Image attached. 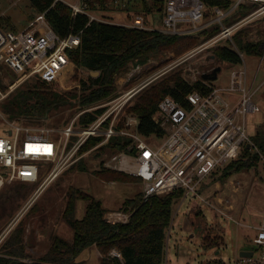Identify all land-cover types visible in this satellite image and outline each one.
Here are the masks:
<instances>
[{
  "label": "built area",
  "instance_id": "1",
  "mask_svg": "<svg viewBox=\"0 0 264 264\" xmlns=\"http://www.w3.org/2000/svg\"><path fill=\"white\" fill-rule=\"evenodd\" d=\"M58 1L67 4L72 15L84 13L89 16V20L97 19L139 29H156L148 25L142 9H139L142 0H105L104 4L101 0H53V3ZM158 1L151 0L154 4ZM161 1L158 8L162 11L161 26L157 30L186 33L212 24H218L220 28L184 52L177 62L165 64L159 71L143 79H140V72L152 59L145 64H134L129 72L117 78L119 90L130 83L119 94H111L106 100L91 103L78 101L74 115L56 130L60 132L58 137H52V130L41 125L45 117L8 118L0 110V119L4 123L0 127V187L16 180L38 182L41 179L38 187L21 204L0 233V242L31 207L41 190L93 148L80 152L81 146L93 135L103 134L98 144L107 141L117 132L131 138L128 148L134 149V152L106 154L104 165L138 176L143 182L144 198L175 189L182 190V199L195 195L208 174L238 157L245 144L253 145L247 116L261 110L253 99L259 86L254 89L248 86L245 64L232 69L224 85L206 82L210 87L207 92L198 88L190 90L185 94V105L171 95H165L152 114V118L164 129L163 136L153 135L162 139L159 144L150 141V135L138 132V117L128 112L127 108L139 90L174 65L193 58L198 52L223 40L232 41L231 35L236 29L264 13V0H232L228 8L220 3L210 4L207 0ZM246 4L252 5L247 14L226 22L235 10ZM109 9L127 12L131 14L130 19L116 21L97 14ZM80 40V32H70L64 36L56 33L43 12L38 13L21 29L0 24V77L7 88L3 90L0 87V101L21 82L34 76L48 81H60L65 89L70 86L79 88L80 79L94 73V70L77 67L70 58L69 51L79 46ZM213 57L214 53L211 55ZM202 59L204 57L200 62L204 61ZM198 67L199 64H194L186 69L195 73L199 71ZM75 70L78 71L79 82L68 83L67 79ZM205 73L208 72L203 71L201 76ZM188 75L184 71L182 77L190 83L198 79L189 78ZM97 108L102 110L90 123L84 126L78 123L82 113ZM119 123L120 129H117ZM260 213L252 237L255 248L248 249L252 250V255L240 256L236 264H264V197ZM129 215L130 211L122 209L107 211L104 216L110 222H126ZM108 256L120 258L121 254L111 248Z\"/></svg>",
  "mask_w": 264,
  "mask_h": 264
},
{
  "label": "trees",
  "instance_id": "2",
  "mask_svg": "<svg viewBox=\"0 0 264 264\" xmlns=\"http://www.w3.org/2000/svg\"><path fill=\"white\" fill-rule=\"evenodd\" d=\"M104 1L101 0L103 4ZM207 1L210 4L220 3L226 8L232 2V0ZM161 2V0L156 4L151 2V6L144 2L140 9L149 10L152 7L158 9ZM29 3L36 14L44 13L53 30L59 35L80 32V45L69 51L70 58L77 67L99 72L97 75L86 74L81 79L79 91L77 87L75 90H65L56 81H48L38 76L24 80L0 101V110L8 118L20 116L44 118L60 106H72L78 101L91 103L102 100L113 93L114 75L126 68L128 63L144 62L149 55L165 50L172 49L178 53L185 51L201 37L211 36L220 28L218 24H212L193 32L167 33L157 29H139L97 19L89 20V16L84 13L72 15L71 8L60 1L53 3V0H29ZM251 6L241 5L231 16L239 17ZM233 19L228 18L226 22ZM231 39L232 41L229 39L220 41L215 47L214 55L217 58L240 63L242 61L240 53L264 56V41L248 39L246 27L236 29ZM76 80L75 77L74 81ZM206 82L210 83L211 80L202 77L190 83L175 72L140 90L127 108L128 112L138 117V132L145 136H163L164 129L152 118L158 102L165 95H171L185 105V94L193 88L203 92L210 89ZM0 87L6 88L1 79ZM101 110L102 108H97L82 113L78 123L81 126L87 125ZM120 125L119 123L116 128L120 129ZM102 139L103 134L91 136L81 146L80 152L92 147L91 153L99 156L120 151L134 152V149L128 148L131 138L125 134L117 132L107 141L98 144ZM251 141L253 145L245 144L238 157L223 167H217H222L218 178H227L235 171L258 163L260 156L257 151L264 153V123L251 134ZM75 164L81 170L86 169L83 160ZM101 170L98 173L107 179L134 180L131 174L122 170L107 166ZM14 183L9 191L10 205L6 210L9 212L27 193L23 181L16 180ZM141 194L142 191H138L134 197L125 198L121 204V209L130 211L126 222H110L104 216L107 208L99 199L80 188L70 187L62 218L72 230L71 239L54 234L46 251L33 257L28 250L30 242H27L28 244L24 242L23 228L15 224L0 242V264H72L84 248L93 244L101 253L100 264H165L166 232L172 221L173 206L181 198L182 190H170L146 198H142ZM79 198L86 201L82 217L75 216L76 200ZM204 234L205 239L210 237L207 232ZM216 239L217 236L215 239L205 240V245L208 247L216 245ZM111 248L117 249L121 257L108 256Z\"/></svg>",
  "mask_w": 264,
  "mask_h": 264
},
{
  "label": "rangeland",
  "instance_id": "3",
  "mask_svg": "<svg viewBox=\"0 0 264 264\" xmlns=\"http://www.w3.org/2000/svg\"><path fill=\"white\" fill-rule=\"evenodd\" d=\"M144 2L151 6V0H142L139 9ZM250 9L251 7L248 8V11ZM142 12L149 26L156 29L160 28L162 17L160 9L152 7L149 10H145L143 8ZM97 14L116 21H128L131 16L127 12L113 9L98 12ZM245 14L239 17L231 16L229 19H237ZM37 15L29 0H0L1 25H10L12 26L11 28L21 29ZM3 21H5V24H2ZM184 26H189V24ZM243 26L247 28L248 39L264 41V13L250 19ZM208 37L210 36L201 37L199 41L188 49L198 45ZM217 45L219 43L209 49L198 52L193 58L185 59L174 65L141 90L175 72L183 76L184 71H186L187 75L189 74V78H202L201 73L203 71L211 72L215 66H219L220 69L217 71L216 78L211 79V82L216 85H223L227 83L230 71L243 64H245L247 70L248 86L251 85L254 89L264 78V56L242 53V61L240 63H230L216 56L211 58ZM188 49L179 53L172 49L165 50L158 54L149 55L144 62L128 63L126 68L121 69L114 75L115 89L111 96L119 94L123 89L130 86V83H128L119 90L116 80L119 76L129 72L134 64H145L149 59H152L140 72V79H143L159 71L165 64L177 62L178 58ZM202 57H204L202 59L204 61L200 62ZM261 61H263L262 64ZM194 64H199L198 72L192 73L189 69H186V67ZM75 77L77 78L76 81H74ZM0 79L2 80V77ZM56 82L61 85L60 81ZM67 82L71 84L79 82L78 71L75 70L67 79ZM75 88L70 86L67 89H63L75 90ZM139 92L140 90L130 100L131 102L135 100ZM110 97L108 96L102 100ZM253 99L260 105L261 110L247 116L248 131L252 134L259 125L264 123V82L254 92ZM77 109V102L72 106H60L58 109L52 110L45 117L46 119L40 123L52 130L50 132L52 137H58L60 132L56 130L65 124ZM3 124L0 119V127ZM148 139L154 141L155 144H159L162 141L160 137L153 135H150ZM91 152L92 150L79 159L83 160L86 165L85 170L76 167L77 164L75 163L79 162V160L65 168L55 180L41 190L31 207L16 223V226L23 228L24 242H30L28 250L31 251L30 254L33 257L46 251L54 234H60L67 239H71L72 230L62 218L70 187L80 188L85 192L91 193L102 202L103 206L110 208H107V211L122 210L120 206L124 199L134 197L138 191H142L141 197L144 198L143 182L138 176L123 171L131 174L134 180L120 181L105 178L98 172H101V169L105 167L104 159L106 154L109 155V153L99 156ZM257 152L260 156L257 164L235 171L227 178H218L223 166L216 168L214 172L204 178L197 194L186 196L183 199L180 198L174 204L172 221L168 228L169 231L167 229L166 232L168 236L166 235L165 264H236L240 260L239 254L241 250L255 248L252 242L254 225L257 224L261 217L260 210L264 197V153L261 151ZM102 160L103 162L101 163ZM39 181L22 183L27 192L26 196L20 200L19 204L15 205L11 212L6 210L10 205L9 191H11V186L15 183L14 181L5 183L0 187V233L9 223L11 216L18 211L21 204L38 187ZM85 205L86 201L84 199L79 198L76 200V217H82ZM204 232H207L210 237L205 239ZM215 236H217L216 245L213 244L210 247L205 245V240L215 239ZM77 258L76 256L75 259Z\"/></svg>",
  "mask_w": 264,
  "mask_h": 264
},
{
  "label": "crops",
  "instance_id": "4",
  "mask_svg": "<svg viewBox=\"0 0 264 264\" xmlns=\"http://www.w3.org/2000/svg\"><path fill=\"white\" fill-rule=\"evenodd\" d=\"M262 63H263V61H261V64ZM263 82H264V78L258 83V86H261ZM107 208L110 209L109 207H107ZM100 256H101L100 251L98 250L97 246L95 244H93L89 247L84 248L77 255V257H78L77 259H79V260L82 259L84 261L83 264H100Z\"/></svg>",
  "mask_w": 264,
  "mask_h": 264
},
{
  "label": "water",
  "instance_id": "5",
  "mask_svg": "<svg viewBox=\"0 0 264 264\" xmlns=\"http://www.w3.org/2000/svg\"><path fill=\"white\" fill-rule=\"evenodd\" d=\"M219 69H220L219 66H215L211 72L203 74L202 77L206 78V79H209V80L214 79V78H216L217 71H219ZM98 72H99L98 70H94L95 75L98 74ZM247 146H251V144L247 143ZM239 255L240 256H251L252 255V250H248V249L241 250ZM83 263H84V261L82 259H80V260L79 259H75L72 262V264H83Z\"/></svg>",
  "mask_w": 264,
  "mask_h": 264
},
{
  "label": "bare ground",
  "instance_id": "6",
  "mask_svg": "<svg viewBox=\"0 0 264 264\" xmlns=\"http://www.w3.org/2000/svg\"><path fill=\"white\" fill-rule=\"evenodd\" d=\"M123 160H124L123 162H125V158H123Z\"/></svg>",
  "mask_w": 264,
  "mask_h": 264
}]
</instances>
